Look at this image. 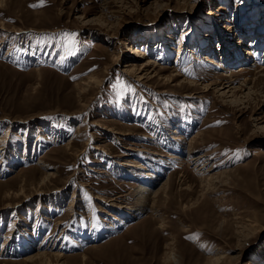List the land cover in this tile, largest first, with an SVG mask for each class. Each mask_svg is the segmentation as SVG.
<instances>
[{"label":"rangeland","instance_id":"rangeland-1","mask_svg":"<svg viewBox=\"0 0 264 264\" xmlns=\"http://www.w3.org/2000/svg\"><path fill=\"white\" fill-rule=\"evenodd\" d=\"M0 139V264H264V0H0Z\"/></svg>","mask_w":264,"mask_h":264},{"label":"bare ground","instance_id":"bare-ground-1","mask_svg":"<svg viewBox=\"0 0 264 264\" xmlns=\"http://www.w3.org/2000/svg\"><path fill=\"white\" fill-rule=\"evenodd\" d=\"M239 42V41H238ZM252 43V42H251ZM255 46V45H254ZM253 46V47H254ZM253 47H251V48H248V50H247V54H251V52H253ZM130 54H132L134 57H138V58H143V59H145L146 57V55H148V53H145V52H143V50H141L140 49V47L139 46H131L130 47ZM207 57V56H206ZM211 57V56H210ZM149 60V59H148ZM206 60H209L210 62H215L214 61V58L213 57H211L210 59H209V57H207V59ZM137 61H139V59L137 60ZM153 64V62L152 61H143V62H134V63H126V65H125V69H124V72L125 73H127L128 75H130V76H132V77H135L136 79H138V80H142V79H144V78H146V76H147V74L149 73V68L151 67V65ZM240 70H243V69H240ZM263 70V69H262ZM90 82H93V80L92 79H90V78H88V79H86L84 82H83V84H89ZM234 83H235V79H233V77L231 76L230 77V79H229V81L226 83V84H220V85H222L221 86V88L219 89L220 91L219 92H221V89H222V92H221V95H225L226 96V91L227 90H224V89H227L228 88V92L229 91H231L232 90V88H237V87H234L233 85H234ZM193 84V83H192ZM248 84H249V80L248 79H246V81H245V83H244V86H248ZM194 85V84H193ZM219 85V84H218ZM218 85H217V87H218ZM206 89H209V88H211L210 87V85H206V87H205ZM239 88V87H238ZM80 92L82 93L83 91H82V89L80 90ZM227 92V93H228ZM232 92V91H231ZM5 139V138H4ZM4 139H0V142H2V141H4ZM2 144V143H1ZM194 160H197V162H199V160L197 159V158H195ZM138 167H141V165H139L138 164ZM48 175H50V174H48ZM48 175H46L45 177H43V179L41 180V183H44L45 181H47V179H48ZM54 175V174H53ZM52 175V176H53ZM141 190L143 191V192H148V191H150V189H149V187L148 186H142L141 187ZM23 193V192H22ZM141 193V192H140ZM17 195H18V193H17ZM9 196V195H8ZM112 200H114V199H111V201ZM116 200V199H115ZM114 202V201H113ZM113 204H115V203H113ZM131 209V208H130ZM53 255L55 256V257H57V258H61V257H63V254L62 253H60V252H58V253H53ZM52 255V256H53ZM53 256V257H54ZM32 257L31 256H27V257H25V259L24 260H29V259H31ZM170 258L172 259V260H176V257L174 256V253L173 252H171V256H170Z\"/></svg>","mask_w":264,"mask_h":264},{"label":"snow or ice","instance_id":"snow-or-ice-1","mask_svg":"<svg viewBox=\"0 0 264 264\" xmlns=\"http://www.w3.org/2000/svg\"><path fill=\"white\" fill-rule=\"evenodd\" d=\"M75 35H76L75 33H64V38L67 40L68 44L71 46L69 48L70 55L72 54L71 48H74L76 45Z\"/></svg>","mask_w":264,"mask_h":264}]
</instances>
